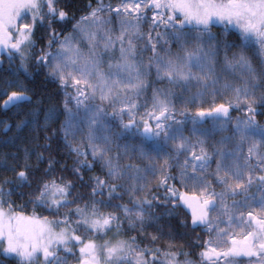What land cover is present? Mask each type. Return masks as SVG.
Here are the masks:
<instances>
[{"label": "snow or ice", "instance_id": "obj_1", "mask_svg": "<svg viewBox=\"0 0 264 264\" xmlns=\"http://www.w3.org/2000/svg\"><path fill=\"white\" fill-rule=\"evenodd\" d=\"M86 8L0 0V264H264V0Z\"/></svg>", "mask_w": 264, "mask_h": 264}, {"label": "trees", "instance_id": "obj_2", "mask_svg": "<svg viewBox=\"0 0 264 264\" xmlns=\"http://www.w3.org/2000/svg\"><path fill=\"white\" fill-rule=\"evenodd\" d=\"M89 2V0H61L62 5H68L69 6V10L71 12L75 13V17L76 20H79V18L82 15L87 14L88 9L86 8L87 3ZM120 2V0H104L105 4H112L113 6L117 5ZM93 5H95L96 0H92ZM72 23H75V20L72 21ZM66 29L68 31H71V24L65 25ZM214 31H216V29H214ZM44 32V29L41 28L37 31V36H40L42 33ZM18 63V61L16 62ZM8 66V62L7 59L5 58V63H4V67L6 68ZM154 79V77H153ZM35 84L37 86H41L43 85V75H39L36 76L35 78ZM48 92L55 94L56 92V85L52 84V83H48L46 85ZM239 113L237 112H233V116L238 115ZM257 119L259 120V122L261 124H264V116H260L257 117ZM190 127V125H189ZM215 165H212V168L214 169ZM183 191V189H181ZM217 191H219V188H216ZM15 203H14V208L16 211H23V213L25 215H32L33 214V209H32V205L31 204H27L26 199H21L18 198L17 196H13L11 198ZM21 205H26V207L21 208ZM38 215L40 216H44V215H49L48 212L44 211V210H38L37 212ZM51 218V217H50ZM181 218H186L188 223H189V217L188 215L183 211L181 214ZM173 225L176 224V221L173 220L172 221ZM149 231H152L151 229H149ZM176 231L180 234L184 235V239L183 240H179L178 239V243H183L185 245L193 242L196 240V237L199 236L201 237L202 240H208L209 236L206 235L203 230L201 228H196L195 232L192 231V229L190 228V226L187 229L184 228H176ZM128 235H135V233H128ZM121 238H126V237H121ZM186 250H189L186 248ZM194 253L193 255V259H197L198 258V253L199 251H201L202 249L200 248H193L191 249Z\"/></svg>", "mask_w": 264, "mask_h": 264}, {"label": "rangeland", "instance_id": "obj_3", "mask_svg": "<svg viewBox=\"0 0 264 264\" xmlns=\"http://www.w3.org/2000/svg\"><path fill=\"white\" fill-rule=\"evenodd\" d=\"M82 43H81V49L83 50V51H87V41H86V38H82ZM107 60H108V57L107 56H105L104 57V63L102 64V70L103 71H105V72H107ZM25 215V214H24ZM25 216H30V215H25ZM110 238V237H109ZM242 237H240V236H237V239H241ZM99 242V241H98Z\"/></svg>", "mask_w": 264, "mask_h": 264}, {"label": "water", "instance_id": "obj_4", "mask_svg": "<svg viewBox=\"0 0 264 264\" xmlns=\"http://www.w3.org/2000/svg\"><path fill=\"white\" fill-rule=\"evenodd\" d=\"M187 215H188V217H189V226H190V228H191V210L190 209H184L183 210ZM197 228H199V227H197ZM192 229V228H191Z\"/></svg>", "mask_w": 264, "mask_h": 264}]
</instances>
